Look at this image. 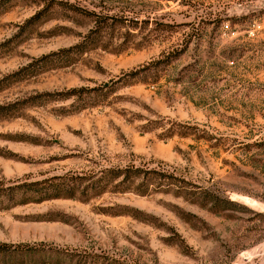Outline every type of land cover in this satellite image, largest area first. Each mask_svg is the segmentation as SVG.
I'll return each mask as SVG.
<instances>
[{
	"label": "rangeland",
	"instance_id": "obj_1",
	"mask_svg": "<svg viewBox=\"0 0 264 264\" xmlns=\"http://www.w3.org/2000/svg\"><path fill=\"white\" fill-rule=\"evenodd\" d=\"M263 4L0 0V179L166 175L0 204V264H264Z\"/></svg>",
	"mask_w": 264,
	"mask_h": 264
},
{
	"label": "trees",
	"instance_id": "obj_2",
	"mask_svg": "<svg viewBox=\"0 0 264 264\" xmlns=\"http://www.w3.org/2000/svg\"><path fill=\"white\" fill-rule=\"evenodd\" d=\"M105 85H102L104 88ZM101 88V87H100ZM82 88H70L65 92H58L55 95L58 99H64L69 95L79 93ZM46 96H51L46 93ZM160 177H166L161 171L150 168H141L134 165L121 167H103L94 170L89 175L64 173L52 175L40 179H31L23 176L14 180L0 179V204L14 205L27 202H40L42 200L72 197L77 190L82 192L91 191L95 194L102 193L109 186L114 191L124 192L133 190L138 194L148 192V185ZM139 180L133 187V183ZM10 245L0 244V254H11L17 252L11 249ZM33 248H30L32 251ZM22 251V249H18ZM18 251V252H19ZM25 251V250H23Z\"/></svg>",
	"mask_w": 264,
	"mask_h": 264
},
{
	"label": "built area",
	"instance_id": "obj_3",
	"mask_svg": "<svg viewBox=\"0 0 264 264\" xmlns=\"http://www.w3.org/2000/svg\"><path fill=\"white\" fill-rule=\"evenodd\" d=\"M239 6L240 5L238 4V7ZM262 7L264 8V4L262 5ZM239 12H241V9L239 10ZM253 13H257V11H253ZM220 29L225 34L234 33V31L231 29V27L228 25L227 22H223L220 26ZM242 32H243V35L247 38H252L253 36L257 34L264 33V9L259 13V15H256V14L253 15V18H251L247 22Z\"/></svg>",
	"mask_w": 264,
	"mask_h": 264
}]
</instances>
